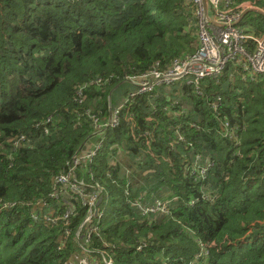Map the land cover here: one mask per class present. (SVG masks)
<instances>
[{
	"label": "trees",
	"instance_id": "trees-1",
	"mask_svg": "<svg viewBox=\"0 0 264 264\" xmlns=\"http://www.w3.org/2000/svg\"><path fill=\"white\" fill-rule=\"evenodd\" d=\"M234 1L264 8V0ZM251 15L254 33H264V16ZM193 16L190 0H0V264H66L73 238L59 249L63 224L34 223L32 204L55 206L54 178L91 136L89 115L110 113L111 86H120L110 90L114 111L116 98L131 91L126 77L193 50ZM243 76L229 64L217 81L201 83V94L184 86L176 99L177 88L161 86L121 110V126L104 132L113 139L89 167L105 189L91 257L109 251L114 264H264V76ZM122 140L128 168L142 173L127 188L106 175L108 148ZM196 156L207 168L202 180ZM141 194L145 207L167 202V212L142 215L133 206ZM83 217L78 208L72 234Z\"/></svg>",
	"mask_w": 264,
	"mask_h": 264
},
{
	"label": "built area",
	"instance_id": "built-area-1",
	"mask_svg": "<svg viewBox=\"0 0 264 264\" xmlns=\"http://www.w3.org/2000/svg\"><path fill=\"white\" fill-rule=\"evenodd\" d=\"M190 3L199 21L197 49L191 54L186 53L175 58L164 68L159 67L157 63L145 73L126 77L125 82L132 87L131 91L121 105L111 112L109 121L102 122L94 115H89L93 134H103L108 128L114 130L118 126L121 110L136 98L150 95L157 87L172 88L182 83L191 87L196 94H201V83L207 79L217 81L229 64L242 69L243 80L248 79L252 82L258 76H264V34L254 36L238 27L243 11L253 9L249 3L239 7L234 6L233 0H190ZM255 10L264 16V9ZM215 108L216 105L213 111ZM223 126L226 129V136L234 140V136L227 131L228 124L225 123ZM177 140L182 141L183 137L177 134ZM101 147L100 142L86 141L70 158L65 170L54 178L50 193L52 200L62 203L63 210L41 217L43 224L48 226L63 224L59 249L65 248V241L70 237L77 244L80 257L70 259L66 264H114L113 256L109 251H99L97 256L91 257L93 253L90 248L92 236H97L98 222L103 217V212L99 209L103 188L94 181L91 175L82 179L77 176V171H82L86 165L93 162ZM195 163L197 166H194L193 170L198 172L202 180L207 168L199 165L197 156ZM129 174V171L125 172V176ZM133 206L145 215L157 212L166 213L168 203L156 201L153 205L145 207L139 200L134 202ZM12 207L14 205L9 204L2 206V209ZM78 208H84V217L72 234L68 226H70L71 219L76 217ZM43 209L49 211L44 204L41 206V210ZM31 219L38 221L39 218L31 214Z\"/></svg>",
	"mask_w": 264,
	"mask_h": 264
},
{
	"label": "crops",
	"instance_id": "crops-1",
	"mask_svg": "<svg viewBox=\"0 0 264 264\" xmlns=\"http://www.w3.org/2000/svg\"><path fill=\"white\" fill-rule=\"evenodd\" d=\"M188 2H189V0H188ZM246 3H249L252 7H253V9H250V10H244L243 11V14H242V19H241V22L239 23V24H241L242 23V21H243V19L246 17V15H248V13H254V14H257V15H259L257 12L258 11H255V9H264V8H257V7H255V6H253V3H251V2H247V1H244V2H236V1H234L233 0V4H234V6L235 7H239V6H241V5H243V4H246ZM194 9V8H193ZM261 15V14H260ZM193 19H194V23H195V25H194V27H195V31H196V40H197V44H198V32H199V21H198V19L196 18V16H195V11H194V16H193ZM256 19H257V17H255L254 15L252 16H248V20L252 23V25H244L243 26V28H240V29H243L245 32H247V33H249V34H251V35H256L255 33H254V25L253 24H255L256 23ZM248 27H250V28H248ZM260 34H264V33H260ZM260 34H258V35H260ZM197 49V45H196V48L195 49H193V50H190V51H187V52H183V53H193L195 50ZM129 85V84H128ZM185 85H183L182 83H180V84H177L176 86H174L175 88H177V92H175L174 93V97L176 98V99H179L180 98V95L178 94L179 93V89L180 88H182V87H184ZM174 87H172V88H164L165 90H167V91H171ZM131 86L129 85V90H131ZM159 88L160 87H158V89L156 88V92L159 90ZM181 91V95H183V91L182 90H180ZM125 97L126 96H124L123 98H116V105H115V108H117L118 106H120L121 105V103L123 102V100L125 99ZM107 104H108V107L110 108V113L108 112V115H107V117L105 118V119H103V118H100L101 119V121L102 122H108L109 121V116H110V114H111V101L110 102H107ZM130 118V116H123L122 117V120H125L127 123H129V122H131V123H134V122H136L135 120H134V118L131 116V118ZM121 119H119V123H118V126L120 127L121 126ZM108 130H112V129H110V128H108L107 130H105V131H108ZM104 131V132H105ZM113 138H111V137H106V135L103 133V134H100V135H98V134H93V133H91V136L86 140V141H91V142H100V143H102V147H101V149H100V151H99V153L103 150V148L104 147H106V144L108 143V142H110L111 140H112ZM86 141H84V143H83V145L85 144V142ZM122 143H123V140L120 142V143H113V144H111L110 146H109V152H108V161H110L111 163H112V166H114L115 167V165L117 164V163H119L120 164V170H118V173L120 174V175H122V178H124V179H126L127 181H128V184H129V186H131L132 184H133V178H132V175H134V174H136V167H135V165H132V166H130V167H132V168H128V166L130 165V164H132V159L130 158V155H129V152H128V150H126L123 146H122ZM120 146H122V149L120 148ZM116 150L115 152H111V150ZM98 153V154H99ZM98 156V155H97ZM96 156V157H97ZM95 157V158H96ZM95 160V159H94ZM93 160V161H94ZM91 164H93V162L91 163ZM91 164H89V165H86L85 166V168L82 170V171H80V173H81V175L85 178V172H86V169H88L89 167H90V165ZM126 171H129V175L128 176H125V172ZM142 176V175H141ZM102 188H103V194H104V187L103 186H101ZM142 195L143 194H141L138 198H137V200L135 201V202H137V201H139V200H141V197H142ZM102 199H103V197H102ZM54 201V200H53ZM57 202V201H56ZM141 202H142V200H141ZM153 202H156V201H153ZM43 203V202H42ZM42 203H33L32 204V208H33V211L31 212V214H35V215H37L38 216V221H33L34 223H42L43 224V222H42V220H41V217L43 216V215H51V214H53V213H55L56 211H58V212H60V211H62L63 210V208H62V206L57 202L56 204H55V206H49L48 208H49V211L47 210V209H43V210H41V206H42ZM143 205V204H142ZM144 206V205H143ZM57 213V212H56ZM81 223V222H80ZM45 225V224H44ZM79 225V224H78ZM77 225V226H78ZM61 234H62V230H61V233L59 234V237H58V244L61 242L60 241V237H61ZM66 244H67V241H65V246H66ZM76 244V243H75ZM76 246H77V244H76ZM79 256V249H78V247H76V249H75V251H73L72 253H71V255L69 256V259L68 260H70V259H73V258H77ZM80 257V256H79Z\"/></svg>",
	"mask_w": 264,
	"mask_h": 264
},
{
	"label": "rangeland",
	"instance_id": "rangeland-1",
	"mask_svg": "<svg viewBox=\"0 0 264 264\" xmlns=\"http://www.w3.org/2000/svg\"><path fill=\"white\" fill-rule=\"evenodd\" d=\"M244 25H252V23L248 20V17L246 16L244 19H243V21H242V23L241 24H239L238 25V27H240V28H243V26ZM248 28H250V27H248ZM192 45L191 46H193V49H195L196 48V45H197V40H195V41H193V43H191ZM93 85H95L94 84V82H93ZM84 88V87H83ZM83 88H80V89H78L77 90V94L78 95H82L81 94V92L83 91ZM119 88H120V86H119V84H117V85H114V86H111L110 87V89H109V91H108V97H107V102H110V99L112 98V96H111V93H112V91L110 92V90L111 89H115L116 91H118L119 90ZM119 95V94H118ZM111 96V97H110ZM115 96V95H114ZM80 150V149H79ZM79 150H77L76 152H78ZM107 164H108V162H107ZM111 165H112V163H111ZM110 168H112V166H109L108 167V170H106L107 172H106V175L108 174L112 179H116V177L118 178V179H124V178H122V175H119V173L115 170V176H114V173H111V172H109V169ZM136 174H137V176H136V182H138V180H139V177H140V175H142V173L139 171V169L137 170V172H136ZM88 175H91L92 177H93V179H94V175L92 174V171H91V169L90 168H88V169H86V172H85V178L88 176ZM96 175V174H95ZM77 176L80 178V179H82V178H84L82 175H81V173H80V171H77ZM97 176V175H96ZM125 180V188H127L129 185L127 184V180L126 179H124ZM95 181V180H94ZM96 182V181H95ZM97 183V182H96ZM98 185H100L99 183H97ZM101 186V185H100ZM103 201V200H102ZM102 203V202H101ZM104 206H105V202H103V204H102V208H104Z\"/></svg>",
	"mask_w": 264,
	"mask_h": 264
},
{
	"label": "water",
	"instance_id": "water-1",
	"mask_svg": "<svg viewBox=\"0 0 264 264\" xmlns=\"http://www.w3.org/2000/svg\"><path fill=\"white\" fill-rule=\"evenodd\" d=\"M255 11H257V10H255ZM257 13H258V14H260V12H259V11H258Z\"/></svg>",
	"mask_w": 264,
	"mask_h": 264
}]
</instances>
